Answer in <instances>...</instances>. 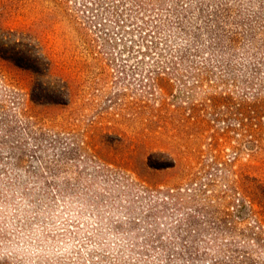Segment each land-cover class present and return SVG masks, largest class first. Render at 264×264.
Instances as JSON below:
<instances>
[{"label":"rangeland","instance_id":"rangeland-1","mask_svg":"<svg viewBox=\"0 0 264 264\" xmlns=\"http://www.w3.org/2000/svg\"><path fill=\"white\" fill-rule=\"evenodd\" d=\"M0 25L70 95L0 58V264H264V0H0Z\"/></svg>","mask_w":264,"mask_h":264},{"label":"trees","instance_id":"trees-1","mask_svg":"<svg viewBox=\"0 0 264 264\" xmlns=\"http://www.w3.org/2000/svg\"><path fill=\"white\" fill-rule=\"evenodd\" d=\"M0 58L10 61L19 68L38 74L42 78L41 84L47 89L53 82L54 90L58 94L52 101L53 104L65 105L69 102L70 95L67 84L63 80L53 77L49 58L30 35L0 25Z\"/></svg>","mask_w":264,"mask_h":264}]
</instances>
